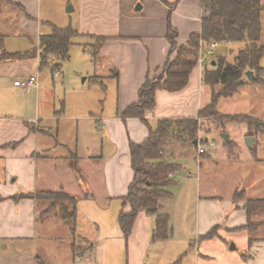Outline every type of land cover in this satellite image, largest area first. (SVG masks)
<instances>
[{
    "label": "crops",
    "instance_id": "obj_1",
    "mask_svg": "<svg viewBox=\"0 0 264 264\" xmlns=\"http://www.w3.org/2000/svg\"><path fill=\"white\" fill-rule=\"evenodd\" d=\"M10 1L17 5L0 0V36L12 20L22 32L37 36L38 41L41 35L51 34L54 25H71L81 38L106 37L100 54L117 76V96L110 109L104 96L96 99L84 88L76 87L72 94L66 93L59 108L50 95L44 97L34 89L37 94L31 105L30 97L23 94L29 92L14 82L32 75L39 78V58L0 62V264H152L159 257L158 246L175 240V229L183 221L180 214L186 210L189 193L195 208L184 252L195 254V264H211V254L218 249L227 255L226 264H264V209L250 215L247 209L249 201L264 200V115L219 112L220 116L253 119L252 126L240 121L245 124L241 135L230 131L226 140L231 150L224 152L220 160L244 175L240 185L231 186L227 197L207 192L202 172L198 182L191 183L189 172L184 177L186 182L176 184L179 193L170 191L172 196L160 201L161 212L170 216L172 229L168 239L153 241L156 216L146 211L136 218L129 239L119 223L120 212L131 210L123 199L135 175L131 143L147 139L150 127L155 129L161 119L198 118L200 125L210 121L198 117L200 109L209 104L204 103L207 84L202 78L206 63L197 64L183 90H158L156 106L146 113L145 121L122 116L128 106L139 100V90L147 78L158 76L169 58H175V53L170 56L169 24L178 30L179 45L201 31L202 0H180L173 10L162 0ZM101 77L97 75L92 81L104 87ZM213 122L217 127L203 134L202 154L196 150V155L182 151L177 155L217 161L221 152L211 149L216 143L208 137L219 129ZM227 124L222 126L227 129ZM249 137L253 139L248 143ZM87 190L92 197H85ZM38 191H62L76 197L72 218L75 223L65 212L56 215L53 210L41 215L47 208L46 200L12 198ZM239 191L243 195L235 200ZM215 226H219L217 237L200 240ZM230 245L243 248L244 253L229 254Z\"/></svg>",
    "mask_w": 264,
    "mask_h": 264
},
{
    "label": "trees",
    "instance_id": "obj_2",
    "mask_svg": "<svg viewBox=\"0 0 264 264\" xmlns=\"http://www.w3.org/2000/svg\"><path fill=\"white\" fill-rule=\"evenodd\" d=\"M4 1V0H1ZM173 10L180 0L170 3L162 0ZM13 5H17L8 0ZM204 14L200 32L191 34L186 44L179 45L178 30L171 24L168 26L167 38L171 44L170 56L175 53V58L165 63L161 73L153 78L148 77L139 90V100L128 106L122 113L125 118L137 117L145 121V115L156 106V93L158 90L176 92L183 90L189 83L190 75L198 64L201 41L206 45L212 41L219 43L245 42L239 49L234 62L227 61L225 56L215 57L212 62L203 66V82L212 89L211 102L200 109L198 117L214 118L218 126L228 121H246L253 125V119L248 116H220L218 102L222 97L231 96L250 82L264 83V67L261 59L264 56V43L262 37V14L264 4L262 0H202ZM81 34L71 25L67 27H53V32L41 35L39 47L24 52H10L2 48L0 62L39 58L40 67L49 65L50 59L67 61L70 59V49L73 39ZM88 36V35H87ZM2 37V35L0 36ZM97 42L104 43L106 37L95 38ZM59 69V63L53 66V72ZM253 71L255 78L246 80V72ZM200 128L198 118L161 119L157 127H150L147 139L141 143H131L132 167L135 172L129 192L124 197L125 204L131 206L130 211L122 210L119 223L126 239L132 234L134 223L142 211L156 216V228L153 231V241L168 239L171 236L170 216L161 212V199L171 197L167 189L174 184L171 177L181 166L169 162L166 156V147L179 142L183 152L190 148L197 150V137ZM79 177L85 185L82 174ZM237 192L236 199H240ZM87 190L85 197H92ZM15 201L25 198L46 200L50 205L41 213L46 215L55 209L59 201H67L72 206L69 218L76 213L78 199L62 191H38L36 193H21L12 197ZM4 200V199H2ZM64 203V202H63ZM264 203V200H251L247 204L249 215L252 205ZM242 228H248L244 226ZM239 228V229H242ZM219 226L213 227L209 232L200 237V240L212 239L218 236ZM194 243H191V248ZM182 256L172 264H179Z\"/></svg>",
    "mask_w": 264,
    "mask_h": 264
},
{
    "label": "rangeland",
    "instance_id": "obj_3",
    "mask_svg": "<svg viewBox=\"0 0 264 264\" xmlns=\"http://www.w3.org/2000/svg\"><path fill=\"white\" fill-rule=\"evenodd\" d=\"M264 4V0H262ZM64 22V20H63ZM62 22V23H63ZM262 37L261 42L264 43V12L262 14ZM2 37H0V52L4 48L10 52H24L26 50L35 49L39 47L40 43L37 39V36H34L31 32L26 34L20 30L19 24H14L12 20L9 24L6 25L5 29L2 32ZM103 43L97 42L89 38L75 37L73 39V45L70 49V59L67 61L57 60L54 57L50 59L49 65L43 67L39 70V88L38 92H41L43 96L47 97L50 95L56 103L61 107V102L65 99V95H70L73 93V88H84L87 94L94 95V97L104 96L105 102L112 109L115 105L116 96H117V76L110 69L109 63L104 59L105 57L101 56L100 48ZM245 46V42H231V43H222L215 51L213 58L208 60L206 63L212 62L215 57H218V54H223L226 56L227 61L234 62L235 56L237 55L239 49ZM59 63V68L61 69V75L59 77L53 76V66L55 63ZM261 66L264 67V56L261 59ZM97 75H103L100 79L104 82L105 86L96 85L93 83L92 78ZM246 80L248 78L246 77ZM9 82V81H7ZM10 86L13 87V78L10 81ZM250 86L242 90L240 94H235L232 97H222L218 102V111L221 114H228L229 112H242L249 113L255 116L263 117L264 108L261 107V104L264 103V83L259 82H250ZM9 92V91H8ZM30 97V103L33 104L34 98H36L37 90H33L29 93H23ZM212 97L211 87L209 85L204 86V103H210ZM72 99V98H71ZM33 100V101H32ZM95 101V99H94ZM30 105V106H31ZM32 107H29L27 110L30 112ZM80 109V108H78ZM210 121L204 122L203 125H200L199 129H202V133L198 131L197 137V150L198 153L202 154L204 151V137L203 134L206 131H210L213 127H217L213 121L214 118H209ZM207 121V118H206ZM255 121V120H254ZM256 122V121H255ZM254 122V123H255ZM200 123V121H199ZM227 124V122H226ZM245 124L239 123L237 121L228 122L226 125L227 129L224 128L221 124L219 129L213 130L208 134V137L211 140H214L216 145L211 149H215L217 153L221 152L216 158L217 161L203 158H197L195 156L181 155L178 152L185 150L179 142H174L171 145L166 147V156L169 162H177L181 168L176 171L174 175V184L168 187V190L174 194L179 193V188H176L177 183H184L186 180L184 177L191 173L190 182L196 184L198 182L197 177L200 176L202 172V182L207 192L213 193L215 195H221L222 197H227L231 191L232 185H240L242 183L241 178L242 171L232 170L231 164L223 159L224 152H230V146L224 138V134L233 133V135H241ZM264 127V124L261 125ZM227 131V132H226ZM229 131V132H228ZM201 144V148L200 145ZM227 148V149H226ZM190 153L196 155L197 151L193 148L188 150ZM213 157H217L213 155ZM202 161V166H201ZM244 172V171H243ZM245 173V172H244ZM172 177V176H171ZM240 183V184H239ZM243 188V187H242ZM190 189V188H189ZM203 192V193H206ZM186 193V192H185ZM184 195V194H183ZM188 196V192L186 193ZM243 193H240V198ZM186 200L184 214H180V217L183 218L182 223L179 227L175 229L176 238L172 243H162L159 245L160 254L159 257L152 261V264H172L177 261L181 256V261L179 264H195V260L192 256H195L193 252L188 251L187 253L185 248L187 245L186 236L190 234L192 229V221L194 216L195 204L193 199L190 196ZM64 202V203H63ZM67 201H59L55 204L54 211L55 214H71L72 206ZM47 207L50 205V202L47 201ZM264 209V203H255L252 205V213H256ZM71 221L72 218H69ZM75 223V222H74ZM71 223V225H74ZM254 224L251 222V225ZM171 227V226H170ZM172 229V228H171ZM224 242L226 240H223ZM233 245L228 246L227 251L230 254V251H233L234 254L241 256L244 253V249L239 246ZM184 249V250H183ZM185 251V252H184ZM154 251H152L153 254ZM214 254H211V264H226L227 255L221 252L219 249L214 251ZM154 258V257H153ZM209 264V263H208Z\"/></svg>",
    "mask_w": 264,
    "mask_h": 264
},
{
    "label": "built area",
    "instance_id": "obj_4",
    "mask_svg": "<svg viewBox=\"0 0 264 264\" xmlns=\"http://www.w3.org/2000/svg\"><path fill=\"white\" fill-rule=\"evenodd\" d=\"M219 46H220V43L218 41H212L208 45H206L203 41H201V48H200L198 63L204 64L208 60L213 58V56L215 55V51ZM60 75H61L60 69L54 72V77H59ZM14 83L16 86H19L21 89H23L26 92H30L34 89H38L40 85L39 80L37 76L35 75L29 76L27 78H21L19 80H16ZM211 145H214V143L212 142ZM199 146L200 148L202 147L201 144ZM77 255L80 258L79 252Z\"/></svg>",
    "mask_w": 264,
    "mask_h": 264
},
{
    "label": "water",
    "instance_id": "obj_5",
    "mask_svg": "<svg viewBox=\"0 0 264 264\" xmlns=\"http://www.w3.org/2000/svg\"><path fill=\"white\" fill-rule=\"evenodd\" d=\"M246 76L248 78L249 81H252L254 78H255V75H254V72L249 70L246 72ZM225 140H228L229 139V135L228 134H224L223 135ZM253 138L249 137L248 138V143L252 140ZM232 248H235L234 246H232Z\"/></svg>",
    "mask_w": 264,
    "mask_h": 264
}]
</instances>
